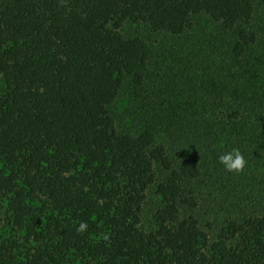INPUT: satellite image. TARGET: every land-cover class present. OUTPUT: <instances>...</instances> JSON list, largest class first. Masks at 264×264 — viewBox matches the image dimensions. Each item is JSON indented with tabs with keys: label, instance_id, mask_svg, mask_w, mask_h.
I'll list each match as a JSON object with an SVG mask.
<instances>
[{
	"label": "trees",
	"instance_id": "16d2710c",
	"mask_svg": "<svg viewBox=\"0 0 264 264\" xmlns=\"http://www.w3.org/2000/svg\"><path fill=\"white\" fill-rule=\"evenodd\" d=\"M257 4L0 0V198L14 232L0 236V264H264V216L214 228L195 214L202 172L188 132L167 146L151 125L119 132L108 111L149 75L151 50L122 34L126 22L182 37L206 15L237 60L256 43ZM151 187L159 204L147 230Z\"/></svg>",
	"mask_w": 264,
	"mask_h": 264
},
{
	"label": "rangeland",
	"instance_id": "374dc122",
	"mask_svg": "<svg viewBox=\"0 0 264 264\" xmlns=\"http://www.w3.org/2000/svg\"><path fill=\"white\" fill-rule=\"evenodd\" d=\"M191 21L193 29L182 37L153 32L143 23L124 24L123 35L143 39L151 50L149 75L135 94L126 86L108 111L119 132L151 125L167 146L188 132V154L202 172L194 183L200 199L194 212L216 228L228 219L264 216V7L255 5L248 27L256 43L237 60L220 24L203 14ZM3 91L0 78V95ZM172 112L193 117L172 121ZM234 112L238 116L229 117ZM233 148L246 160L239 172L227 171L220 161ZM158 204L151 187L142 212L147 230ZM6 215L0 198L2 237L14 234Z\"/></svg>",
	"mask_w": 264,
	"mask_h": 264
},
{
	"label": "clouds",
	"instance_id": "9594fccd",
	"mask_svg": "<svg viewBox=\"0 0 264 264\" xmlns=\"http://www.w3.org/2000/svg\"><path fill=\"white\" fill-rule=\"evenodd\" d=\"M221 163L225 166L227 171H236L239 172L243 170L246 165V160L242 153L237 148H233L231 152H228L220 156ZM87 225L81 223L78 231L86 229Z\"/></svg>",
	"mask_w": 264,
	"mask_h": 264
}]
</instances>
